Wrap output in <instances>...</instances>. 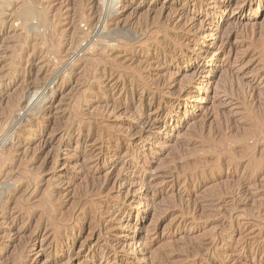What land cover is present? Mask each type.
<instances>
[{"label": "rangeland", "instance_id": "1", "mask_svg": "<svg viewBox=\"0 0 264 264\" xmlns=\"http://www.w3.org/2000/svg\"><path fill=\"white\" fill-rule=\"evenodd\" d=\"M29 1L0 0V264H264V0Z\"/></svg>", "mask_w": 264, "mask_h": 264}, {"label": "bare ground", "instance_id": "2", "mask_svg": "<svg viewBox=\"0 0 264 264\" xmlns=\"http://www.w3.org/2000/svg\"><path fill=\"white\" fill-rule=\"evenodd\" d=\"M42 1V0H41ZM40 1V2H41ZM98 1V0H97ZM111 1H113V0H109V2H111ZM29 2H32V0H30ZM108 2V4H109V6H111V4ZM25 3H28V2H26V0H25ZM250 3V2H249ZM15 4V3H14ZM20 6V5H19ZM30 6H32V5H30ZM30 6H28V5H26V6H24L23 7V9L20 11V14H19V18H20V20H22V23L21 24H23V25H27L28 24V22L29 21H31V20H35V21H37V25L39 24V25H41V24H43L44 23V21H45V16H44V18H43V16L41 17V16H39L38 14H35V10L34 9H32ZM108 6V5H107ZM108 6V7H109ZM8 7V6H7ZM112 7V6H111ZM0 8H3V7H0ZM35 8V7H34ZM38 8V7H37ZM113 8V7H112ZM4 9V8H3ZM2 9V10H3ZM41 9V8H40ZM111 9V8H110ZM109 9V10H110ZM107 10V9H106ZM45 11V10H44ZM111 11V10H110ZM17 12H19V9H18V11ZM46 12V11H45ZM116 12V11H115ZM110 14H112L111 12H110ZM4 15V14H3ZM113 15H114V13H113ZM112 15V16H113ZM115 16V15H114ZM109 19H110V16H107ZM3 19V18H2ZM33 21H31V23H32ZM49 22V21H48ZM109 22H110V20H109ZM50 23V22H49ZM92 23V22H91ZM116 23V22H115ZM120 23V22H119ZM113 24V23H112ZM92 25V24H91ZM108 25V24H107ZM145 25V24H144ZM123 26V25H122ZM143 26V25H142ZM155 26V25H154ZM34 27H36V26H34ZM34 27H32V29L34 28ZM42 27V26H41ZM43 27L45 28V26L43 25ZM116 27V26H115ZM145 27H147V26H145ZM145 27H144V29H145ZM151 27V26H150ZM156 27V26H155ZM27 28V27H26ZM124 28H126L125 26H124ZM124 28H122V27H116V28H113V30L111 29V31H107V32H105L104 34L103 33H101V34H103V35H100V36H103V38L105 37L106 39H108L109 41L111 40V41H113L114 39H117V38H122V40L124 39V41H125V39H131V38H127V37H129L130 35H129V33L130 32H128V30H126V29H124ZM138 28V27H137ZM137 28L135 29V30H137ZM143 28V27H142ZM153 28V27H152ZM30 29H31V27H30ZM31 29V30H32ZM36 29V28H35ZM38 29H39V27H38ZM42 29V28H41ZM48 29V28H47ZM105 29V28H104ZM25 30V29H24ZM29 30V29H28ZM31 30H30V33H31ZM43 30V29H42ZM109 30V29H108ZM156 30V29H155ZM26 31V30H25ZM130 31V30H129ZM141 31V30H140ZM29 32V31H28ZM41 32V31H40ZM133 32H135V31H133ZM152 33V32H151ZM29 34V33H28ZM37 34V33H36ZM131 34H132V32H131ZM136 34V33H135ZM135 34H133V35H135ZM166 34V33H165ZM53 35V34H52ZM55 35V34H54ZM99 34L97 33V36H98ZM132 35V36H133ZM160 35V34H159ZM228 35V34H227ZM29 36V35H28ZM132 36H130V37H132ZM156 36V35H155ZM135 37V36H134ZM45 38V37H44ZM98 38H100L101 39V37H98ZM102 38V39H103ZM136 38H137V36L135 37V39L134 40H136ZM162 38V37H161ZM150 39V38H149ZM155 40L157 39L156 37L154 38ZM164 39V38H163ZM105 40V39H104ZM122 40H120V43L122 42ZM131 40H133V39H131ZM106 41V40H105ZM117 41V40H116ZM129 41V40H128ZM134 42V41H133ZM145 42V41H144ZM99 43H101V42H99ZM126 43V42H125ZM135 43V42H134ZM149 43V42H148ZM155 43V42H154ZM159 43V42H158ZM139 44V43H138ZM145 44H146V42H145ZM162 44V43H161ZM51 45V44H50ZM53 45V44H52ZM116 45V44H115ZM140 45V44H139ZM142 45H143V43H142ZM54 46V45H53ZM52 46V47H53ZM114 46V45H113ZM117 46V45H116ZM132 46H134V45H132ZM149 46V45H148ZM124 47V46H123ZM166 47V46H165ZM18 48V47H17ZM16 48V49H17ZM50 48H51V46H50ZM57 48H58V45H57ZM120 48H122V47H120ZM129 48V47H128ZM127 48V49H128ZM49 49V48H48ZM110 49V48H109ZM112 49V48H111ZM51 49H49V51H50ZM56 50V49H55ZM13 53V52H12ZM106 55V54H105ZM100 56V55H99ZM108 56V55H107ZM97 57H98V55H97ZM98 58H100V57H98ZM105 58V57H104ZM107 58V57H106ZM102 60V59H101ZM108 60V59H107ZM141 60V59H140ZM99 61V60H98ZM119 61V60H118ZM104 62V61H103ZM116 62V61H115ZM141 62H144V61H142L141 60ZM119 63V62H118ZM117 63V64H118ZM139 63L140 62H138V64H137V66L136 67H138L139 66ZM105 64V63H104ZM100 65V64H99ZM101 65H103V64H101ZM106 65V64H105ZM140 65H142V63L140 64ZM95 66V65H94ZM146 67V66H145ZM93 68L94 67H92V70H93ZM117 68V67H116ZM134 68V67H133ZM139 68H140V66H139ZM98 69V68H97ZM137 69V68H136ZM139 70V69H138ZM143 70V69H142ZM94 71V70H93ZM96 71V70H95ZM114 71V70H113ZM133 72H135V71H133ZM95 73V72H94ZM100 73H101V71H100ZM139 74H141V73H139ZM92 75H94V74H92ZM134 76L136 77L137 76V74L135 75V73H134ZM142 75H140V77H141ZM95 78V77H94ZM138 78V77H137ZM99 80V79H98ZM130 81H134V80H132V79H129ZM90 81H91V79H90ZM92 82H95V81H93L92 80ZM139 82H141V81H139ZM133 83V82H132ZM145 83V82H144ZM130 84V83H129ZM147 85V84H146ZM145 85V86H146ZM132 86V85H131ZM136 86V85H135ZM140 86V85H139ZM138 87V86H137ZM148 88V87H147ZM153 88V87H152ZM156 88V87H155ZM142 90V89H141ZM153 90V89H152ZM86 92V91H85ZM159 92V91H158ZM195 92H191L188 96L189 97H187V98H184V101H183V104H182V106L184 105V108L187 110V107H188V105L190 104V102H188V100L189 99H192V94H194ZM30 94V93H29ZM153 96V95H152ZM29 97V96H28ZM25 98V97H24ZM41 99V98H40ZM36 106V105H35ZM31 107H32V105H31ZM30 107V108H31ZM174 108V107H173ZM180 108V107H179ZM174 111H173V113L172 114H174V115H171V121H173L174 120V116L176 115V109L174 108L173 109ZM75 120V119H74ZM78 120V119H77ZM74 122V121H73ZM71 124V123H70ZM73 124V123H72ZM262 131V130H261ZM260 132V131H259ZM154 138V137H153ZM152 141V140H151ZM151 144V143H150ZM219 148V147H218ZM231 150V149H230ZM212 151V150H211ZM213 152V151H212ZM211 155V154H210ZM9 156V155H8ZM50 156H51V154H50ZM53 158V157H52ZM2 159V158H1ZM4 159V158H3ZM54 160V159H53ZM52 160V161H53ZM4 161H5V159H4ZM232 161V160H231ZM50 162V161H49ZM3 163V162H2ZM54 163V162H53ZM208 163V162H207ZM43 164V163H42ZM41 164V165H42ZM206 165V164H205ZM235 165V164H234ZM25 166H27V165H25ZM44 166V165H43ZM52 167V166H51ZM40 168H42L41 166H40ZM46 168V167H45ZM53 168V167H52ZM29 169V168H28ZM261 169V168H260ZM27 170V169H26ZM38 171V170H37ZM35 178V177H34ZM18 180H19V178H18ZM33 181H35V180H33ZM4 182H6V181H4ZM3 183V182H2ZM0 186H1V184H0ZM5 186H6V184H5ZM4 186V188H6ZM11 188V187H10ZM0 189H2V188H0ZM3 190V189H2ZM2 192V191H1ZM3 193V192H2ZM1 195V194H0ZM48 196V195H47ZM1 197V196H0ZM49 197H47V199H48ZM49 200V199H48ZM47 200V201H48ZM46 202V201H45ZM51 203V202H50ZM46 204V203H45ZM43 205H44V202H43ZM44 206H46V205H44ZM47 206H48V204H47ZM42 207V206H41ZM44 208V207H43ZM47 212V211H46ZM52 213V212H51ZM59 227V226H58ZM55 229V228H54ZM60 229V228H59ZM56 234V233H55ZM22 252V251H21ZM21 254V253H20ZM20 256V255H19ZM135 257V256H134ZM22 259V258H21Z\"/></svg>", "mask_w": 264, "mask_h": 264}]
</instances>
